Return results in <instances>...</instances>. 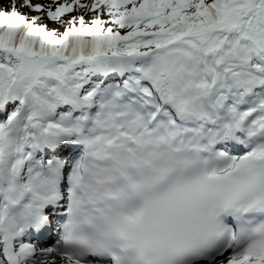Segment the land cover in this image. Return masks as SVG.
I'll return each instance as SVG.
<instances>
[{
    "label": "snow or ice",
    "instance_id": "1",
    "mask_svg": "<svg viewBox=\"0 0 264 264\" xmlns=\"http://www.w3.org/2000/svg\"><path fill=\"white\" fill-rule=\"evenodd\" d=\"M0 264H264V0H0Z\"/></svg>",
    "mask_w": 264,
    "mask_h": 264
}]
</instances>
